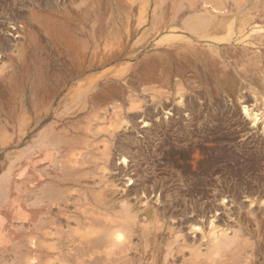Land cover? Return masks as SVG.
Returning <instances> with one entry per match:
<instances>
[{
	"label": "rangeland",
	"instance_id": "rangeland-1",
	"mask_svg": "<svg viewBox=\"0 0 264 264\" xmlns=\"http://www.w3.org/2000/svg\"><path fill=\"white\" fill-rule=\"evenodd\" d=\"M144 2L0 0V264H142L145 240L135 224L125 225L118 241L104 224L124 222L121 203L82 206L102 222L85 230L75 209L87 189L98 193L109 185L120 200L134 182L145 186L143 194L130 196L141 217L145 209L164 211L156 223L159 235L166 231L164 248L169 230L186 236L182 253L167 259L164 249L157 263L264 264V120L254 123L243 110L261 117L264 87L228 89L234 85L220 78L229 74L224 62H209L217 41L200 29V5L190 12L188 0ZM183 37L188 46L176 43ZM223 44V56L246 74L250 59ZM256 52L264 60V51ZM193 53L205 58L204 69L192 62ZM69 129L83 138L101 132L96 154L82 143L62 152ZM124 139L130 141L126 152L115 149L114 167L104 172L105 146ZM220 149L223 158L215 162ZM82 158L98 162V170L87 165L85 180L70 183L62 170ZM204 169L202 191L190 198ZM179 197L185 201L175 203ZM211 221L228 230L216 248L209 244ZM85 232L94 243L81 239Z\"/></svg>",
	"mask_w": 264,
	"mask_h": 264
},
{
	"label": "bare ground",
	"instance_id": "bare-ground-1",
	"mask_svg": "<svg viewBox=\"0 0 264 264\" xmlns=\"http://www.w3.org/2000/svg\"><path fill=\"white\" fill-rule=\"evenodd\" d=\"M143 4H147L146 0ZM188 5L191 8L190 12H194V10L195 11L198 10L199 6H197V5H200V10H201V12H203L201 17H200L201 18L200 22H202V24H201L202 26L200 29H202V32H203L205 37H208L213 41H217L215 43V44H217V46L216 45L211 46L212 55L209 57V62H211L212 64H214L216 66L219 63L218 60H222L224 62V69L229 74L228 75L226 74L224 76L221 75L222 77H220V78H221V80L226 78V80L232 81L233 85H234L233 87L229 86L228 89L232 91V90H234V88H241L243 83H246L247 85L250 84V85H248L249 87H255L258 85H259V87H264V76H263V74H264V60L260 56V54L256 52L257 50H259V51L263 50L264 51V0H188ZM141 11H143V10H141ZM196 18H198V16H196ZM188 21H190V19ZM186 24H187V22H186ZM193 26H194V24H193ZM188 27H189V25H188ZM175 39L178 40V39H181V37L175 38ZM198 39H200V38H198ZM176 43L188 46V44H190V41H188L184 38L183 40H179ZM221 43L222 44L227 43L228 46H232V48H234L233 50H235L236 48H240L242 50L240 55L241 56L244 55L245 57L250 59V64L248 65L249 68L247 70V73L245 71L246 74H238L236 72V68L232 65V63H230V61L226 59L225 55L223 56V54L221 53V49L218 46V44L220 45ZM234 52L237 53L236 50ZM190 53H192V52H190ZM199 55H196L193 53L192 56L194 59H192L193 60L192 62L196 66L201 64L202 66L201 65L200 66L202 67V69H204L203 66H204V59L205 58H203L202 56H199ZM183 62L186 66L191 65V62L189 61L188 58L187 59L185 58L183 60ZM197 75H196V77H197ZM235 76H236V78H235ZM198 77L200 78V80L202 82H204V84L207 83L206 78L202 79V76H200V75H198ZM220 78L217 77L216 81L221 82ZM207 79L209 80V78H207ZM182 82L183 81L181 80V87H184ZM195 82H196V80H195ZM237 85H238V87H237ZM216 88L223 90V88H226V87L221 86V87H216ZM243 110H244V114H246L247 116L252 118L254 123H256L257 121H259L261 119L264 120V110H263L260 118H259V113H254L253 110L251 112L248 109V107H246V106L243 107ZM64 124L65 123L63 122V125ZM64 128H63V130H65ZM118 128H120V126L114 127V130L112 132H109L110 135H108V136L109 137L114 136V132ZM68 131L70 132L69 134H68ZM68 131H66V135L71 134V130L69 129ZM62 134L64 135L62 137L64 139L63 144H65L62 146V152H64V153H65V151H73L72 148L81 144V143L83 144V146H85L87 148V150L91 154H96V152L99 150L98 149L99 148L98 143L100 141L99 139L102 137L101 132L92 133L91 138H89V137L83 138V136L82 137L72 136V134H71V137H67L65 135L64 131ZM215 138H217V137H215ZM217 140L220 142L221 145H223L225 143V141H223V139L221 137H218ZM129 144H130L129 139L128 140L124 139V140H119L118 143L115 145L112 144V146L114 148L111 146H105V149H104L105 152L100 157L101 163L105 166V168L103 169L104 172L107 171V169H109L110 167H114V165H113L114 163H113L112 159L114 156L113 153L115 152V149H116V152L117 151L118 152H126V148H127L126 146ZM210 157H212V156H210ZM213 158H214L213 161H215V162L220 160V158H223V151L221 149L216 150L213 153ZM121 159H122L121 160L122 163L124 165H126V162H127L126 157H122ZM223 161H226V163L228 162L227 158L224 159ZM77 163H79V166H77V164L71 166V164H70V166H64V169L62 170V174H65L67 176V179L70 183L71 182H82L83 180H85L84 179L85 174L83 173L86 170L85 166L91 165L89 168H95L97 170H98V166H99L98 162L94 163L91 160H88L86 158H82V161L77 162ZM84 164H86V165H84ZM213 164H214V162H213ZM204 171H205L204 175L200 174V176H195V177L193 175V177H194L193 183H195V184L192 186L191 191L189 192L190 198L194 197L195 195L199 196V192L202 191L201 190L202 187H200L201 179L203 178V176L206 175L207 169L206 170L204 169ZM81 172L83 174H80ZM215 172H216V170H215ZM235 174H236L235 170H233V173L231 176L233 177L234 180L236 178ZM131 181L132 180L130 179L129 183ZM207 181H209V180H207ZM227 186H228V184H227ZM144 187H145L144 185L137 184L136 182H134L132 188L129 189V192L126 193L125 196H122L120 198V200H115V197L112 193V190L109 189V185L107 186V189L106 188L100 189V191L98 193L93 191L94 190L93 188H91L90 190L87 189V192L84 194V196L82 195L80 197V201H83V202L80 205H78V203H77L75 209L77 210V213L80 214V220H79L80 225L79 226L81 227V229L85 230L86 228L90 227L92 224H95L97 222H99L101 224L102 222L100 221V219H96V217L94 216L95 214L90 212L89 208H83L84 210H82V206L86 207V206H89L90 204H95L97 206L106 208V206L109 205L110 203H112L113 207L115 205H117L118 203H121V205H123V207H122L123 211L121 212V214H122L121 219H123L124 222L122 223L120 221H109V220L107 222L104 221V224L107 225V228L109 230L113 231L110 237L116 239L117 241L119 239H121L122 235L119 233V231H122V229L125 227V225H130L132 222L133 224H135L134 225L135 227H133V228L136 229L137 232H140V234L138 236L142 240L143 239L145 240L144 252L142 254H141V252H139L141 254V257H142L141 258L142 264H159V263H157V261L160 258L161 252L165 249L164 248V239H166V231H163L159 235L157 233L156 223L158 222V219L161 216V214L164 215V211L162 213H160V211L155 210V208L154 209H145L146 211L142 214L143 216L141 217L142 211H141L140 207H138L136 205H132L130 203V200H131L130 196L132 194H137V193L143 194L144 190H145ZM71 197H73V196H71ZM202 197H203V195H202ZM212 199L222 201L224 199V195H222L219 198V196H216L213 194ZM26 201L28 202V200H26ZM32 201H34V200H32ZM87 201H89V202H87ZM179 201H181V203H182V201L184 202L185 199L183 197H179L178 201H176L175 203H179ZM30 204H32V203H30ZM41 205H43V204H41ZM65 206H67V205H65ZM214 207H217V206L216 205L214 206V204H213V205H211V207H209L205 210H202L201 213L202 214H205V212L208 213V211L214 210L215 209ZM35 208H37V207H35ZM110 210H111V208H110ZM180 213H182V212H180ZM183 215H184V213H183ZM141 219L145 221L146 225H143L140 227L139 223H140ZM60 220H62V219H60ZM157 225H158V223H157ZM209 227H210V232H209V236H208V238H210L209 244L211 243V246L213 248L218 247V245H220L222 241L228 239V230L227 229H224L222 226H217L213 221H211L209 223ZM192 228H193V230L195 229V230L203 231V229L199 228L198 226H193ZM90 236H91L90 233L85 232L81 236V239L86 243H92L95 239H94V236H91V237ZM169 236H171V237L168 238V241L166 243V249H165L167 251V259H168V256L173 257L177 253H182L183 249L188 247V245L186 243L187 242L186 236H184L181 233V231L169 230ZM205 237H206V235H203V238H205ZM55 238H57V237H55ZM159 238L161 239V241L159 240ZM114 239H110V242H114ZM180 239L183 240L182 244L179 243ZM73 240H74V236H72L71 239H70L69 235L67 236V242L68 243H71ZM125 242H126V240H125ZM41 245L45 246L43 244H41ZM114 245L119 246V244L116 242H114ZM174 245H176V246L174 247ZM194 251H195L194 253L196 254L195 255L196 258L200 257L199 256V254L201 255L200 249L195 248ZM136 253H138V249L136 250ZM164 260H166V257ZM130 261L131 260H129L127 262V264H130ZM98 263H101V261L98 260ZM194 264H197L196 261L194 262Z\"/></svg>",
	"mask_w": 264,
	"mask_h": 264
}]
</instances>
